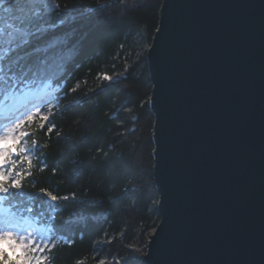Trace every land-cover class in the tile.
<instances>
[{
  "label": "water",
  "instance_id": "1",
  "mask_svg": "<svg viewBox=\"0 0 264 264\" xmlns=\"http://www.w3.org/2000/svg\"><path fill=\"white\" fill-rule=\"evenodd\" d=\"M146 59L160 222L139 264H264V0H163Z\"/></svg>",
  "mask_w": 264,
  "mask_h": 264
},
{
  "label": "trees",
  "instance_id": "2",
  "mask_svg": "<svg viewBox=\"0 0 264 264\" xmlns=\"http://www.w3.org/2000/svg\"><path fill=\"white\" fill-rule=\"evenodd\" d=\"M162 2L58 0L60 15L54 4L39 22L41 42L56 46L33 54L27 65L55 51L63 55L60 74L67 87L79 85L76 92L61 94V107L50 117L52 133L35 131L38 156L25 181L33 211L38 202L46 221L55 225L50 264H139L160 222L146 55ZM104 74L115 79L104 80ZM69 101L75 102L68 106ZM40 161L47 165L44 171ZM41 187L70 198L56 202L53 211L52 202L39 194Z\"/></svg>",
  "mask_w": 264,
  "mask_h": 264
},
{
  "label": "snow or ice",
  "instance_id": "3",
  "mask_svg": "<svg viewBox=\"0 0 264 264\" xmlns=\"http://www.w3.org/2000/svg\"><path fill=\"white\" fill-rule=\"evenodd\" d=\"M5 3L6 0H0V6ZM54 4L55 15L59 16L58 0H24L23 5L18 4L15 8L18 15H13V6L0 9V13L7 14H0V63L6 59L5 44L9 46V54L23 52L44 31L39 22L49 15ZM45 23L55 27L54 23ZM62 61L63 55L56 54L19 65L16 72L10 65L7 74L0 67V264H50L48 254L55 247L52 238L55 225L42 229L38 217L24 214H31V207L22 211L12 201L26 188L25 181L32 176L31 170L35 167L32 159L38 148L37 140L32 138L35 131L46 129L45 134L50 135L55 128L50 117L55 115L53 109L61 107V94L67 96L79 87L78 84L67 87L66 76L60 74ZM102 78L113 79L107 74ZM74 102L69 101L68 106ZM40 165V171L47 167L43 161ZM52 171L55 174L56 169ZM31 183L35 187V182ZM38 192L52 202L48 206L53 211L56 202L70 198L58 196L43 187ZM71 198H76L75 193ZM50 219L54 221L55 216ZM99 264L105 262L100 260Z\"/></svg>",
  "mask_w": 264,
  "mask_h": 264
},
{
  "label": "bare ground",
  "instance_id": "4",
  "mask_svg": "<svg viewBox=\"0 0 264 264\" xmlns=\"http://www.w3.org/2000/svg\"><path fill=\"white\" fill-rule=\"evenodd\" d=\"M18 3L19 2H13V3L12 2L9 3V1L7 2V7L8 6H13L14 7L13 15H18L19 14L17 11H15V8L18 5ZM0 14H4V13H0ZM4 15H7V14H4ZM48 16H45V17L47 18ZM41 35H42V33L38 37H36V38H34L32 40L31 48L27 49L26 51L24 50L23 52H13L11 54H9V53L5 54L6 59L4 61L7 64L8 67L11 65V68H12L13 72L17 71V67L19 65H27L28 61H30L29 58L33 54L38 53V52L45 53L46 51L43 50V49L46 48V47H47L46 49H47V53H48V52H50L49 49L51 48V45H52L53 48H55V46H56L55 41L50 42L51 45L49 43H42L41 42V38H42ZM55 53L56 52L54 51L51 55H53V54L56 55ZM1 67L5 68L4 66H1Z\"/></svg>",
  "mask_w": 264,
  "mask_h": 264
},
{
  "label": "rangeland",
  "instance_id": "5",
  "mask_svg": "<svg viewBox=\"0 0 264 264\" xmlns=\"http://www.w3.org/2000/svg\"><path fill=\"white\" fill-rule=\"evenodd\" d=\"M148 49H149V48H148ZM148 49H147V50H148ZM112 78H113V77H112ZM114 79H115V77L113 78V80H114ZM148 242H149V241H148ZM147 245H148V244H147ZM146 252H147V250H146ZM145 254H146V253H145Z\"/></svg>",
  "mask_w": 264,
  "mask_h": 264
}]
</instances>
